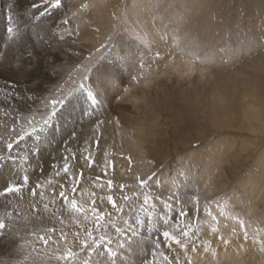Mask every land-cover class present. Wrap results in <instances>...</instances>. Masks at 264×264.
Returning <instances> with one entry per match:
<instances>
[{"label":"rangeland","instance_id":"rangeland-1","mask_svg":"<svg viewBox=\"0 0 264 264\" xmlns=\"http://www.w3.org/2000/svg\"><path fill=\"white\" fill-rule=\"evenodd\" d=\"M10 3L0 0V81L23 92L0 104V193L9 184L20 191L0 194V264H126V257L128 264H171L163 258L170 262L175 251L198 264L211 233L234 252L225 256L213 240L208 264H264V0H62L38 20L32 14L44 10L41 0H19L12 9ZM81 17L89 35H81ZM47 18L53 37L40 43L37 30ZM68 36L71 62L52 55ZM125 46L126 64L119 52ZM28 51L42 58L33 57L32 67L25 65ZM167 52L191 65L188 72L166 66ZM102 60L117 63V77L99 74ZM98 77L112 80L104 83L113 86L109 94ZM61 98L65 103L42 124L51 100ZM108 115L125 134L123 146H100ZM59 156L75 171L59 169ZM61 191L88 209L95 199L105 219L98 226L89 212L85 220ZM186 222L203 224L210 236L165 245L162 228ZM88 232L92 248L82 243L92 244ZM129 244L138 258L120 251Z\"/></svg>","mask_w":264,"mask_h":264},{"label":"bare ground","instance_id":"bare-ground-1","mask_svg":"<svg viewBox=\"0 0 264 264\" xmlns=\"http://www.w3.org/2000/svg\"><path fill=\"white\" fill-rule=\"evenodd\" d=\"M78 3V2H77ZM74 4V3H73ZM140 4H142V3H140ZM146 4V3H145ZM75 5H76V3H75ZM249 5V4H248ZM142 7V6H141ZM132 8V7H131ZM136 9H138V7L136 6ZM138 10H140V9H138ZM145 11V10H144ZM144 11H143V13H144ZM148 11V10H147ZM52 13H54V10H52ZM257 14V13H256ZM258 15V14H257ZM141 16H142V19H146L145 17H144V14H142L141 13ZM79 17V16H78ZM82 17H83V15H82ZM82 17L81 18H79V22H80V26H82L83 27V25H85L86 26V31L82 34V32H81V35L83 36V35H86V34H90V27L86 24V23H84V21H82ZM85 17V16H84ZM182 18V17H181ZM77 19V18H76ZM172 19H173V17H172ZM183 19V18H182ZM86 22V21H85ZM50 25H51V21L50 20H48V18L46 19V22H45V24L43 25V26H41L38 30H37V28H36V30H37V33H38V41L40 42V43H43L44 42V40L47 42V39L49 38L50 39V37H53V34L51 33V31H50V29L52 28H50ZM157 26V25H156ZM156 26L154 27V28H156ZM146 29H149V26L147 25V26H144ZM169 30V29H168ZM155 31H156V29H155ZM52 32H54V31H52ZM162 32V31H161ZM148 33H150L151 34V31L149 30L148 31ZM162 33H164V32H162ZM71 37H72V34H71ZM69 38V36L68 37H65L64 39H63V41L62 42H57L58 44L53 48V51H52V55H53V52H55L56 51V55H60L61 57H62V59H66V61H69V62H71V60L72 59H75V57L76 56H74V53L73 52H67L66 50H65V48L66 47H68V46H70L71 45V42H70V39H68ZM121 39H122V36H120L119 38H118V42L120 41L121 42ZM85 41L87 42V44L89 45V41H91V39H90V36H88V38H86L85 39ZM156 42H158L159 43V40H155ZM38 42V43H39ZM45 42V43H46ZM127 45V44H126ZM127 46H129L130 47V45H127ZM127 46H125V48H124V50H120L119 52H120V55H122V59H124V61H125V64H126V62L128 63L129 61H126L127 60V55L129 54V52H130V49L127 47ZM44 48V47H43ZM78 48V47H77ZM121 48V47H120ZM55 50V51H54ZM70 50V49H69ZM119 50V47H114L113 48V51L111 52V55L112 54H116V52ZM42 51V50H41ZM50 54H51V52H49ZM117 55V54H116ZM164 56H165V63H166V66H168V67H170L171 69H174L176 72H178V73H182L183 71H187V70H189V67H191V65H188V64H186L183 60H180L179 58H177L176 57V55H174L173 53H171V52H167V53H164ZM263 59H264V57H263ZM123 62V61H122ZM126 66V65H125ZM118 67V65H117V63H115V62H108V61H105V60H102V62L100 63V66H99V64L97 65V67H96V69H100V71H99V74H101V73H104V72H106L107 74H109V75H111L112 77H117V75H118V72H117V70H116V68ZM137 67V66H136ZM121 68V67H120ZM95 69V70H96ZM133 69V73H135L134 72V66H131L130 67V72H131V70ZM137 69V68H136ZM140 69V68H139ZM196 70H199L200 71V69H199V67H198V69H196ZM139 71V70H138ZM191 71V70H190ZM202 71V70H201ZM201 71H200V73H201ZM188 72V71H187ZM186 72V73H187ZM125 73V72H124ZM199 73V74H200ZM120 74H121V72H120ZM129 75V74H128ZM125 76V75H124ZM188 76V75H187ZM200 76H201V74H200ZM103 79H105L104 77H98L97 78V82H100V84L102 85V88H103V90H105L106 91V94H109L110 93V89H113V86L110 88V87H108V86H106L104 83H107L108 85H111L112 83H111V81L112 80H107V81H103V82H101V80H103ZM96 80V79H95ZM141 81H140V83L143 85V86H146L147 85V82L146 83H144V79H140ZM17 81V80H16ZM117 81V80H116ZM114 82V81H113ZM144 83V84H143ZM0 86H1V88H2V90L0 89V104L1 105H3V106H6V105H4L3 103H2V100L4 99V96H6V97H8V96H11V97H14V96H16V95H18V96H21L22 95V89H15L14 91H12V88H10L9 89V85H8V83H4V82H1L0 81ZM113 91V90H112ZM133 91V90H132ZM146 91V90H145ZM9 93H10V95H9ZM133 93V92H132ZM105 94V95H106ZM107 96V95H106ZM110 97V96H109ZM127 98V97H126ZM112 101V100H111ZM28 102H26V101H24V99H22V100H20L19 101V104H27ZM119 103H120V101H119ZM123 105V104H122ZM120 107V106H119ZM73 110V109H72ZM123 110V109H122ZM144 114H145V112H144ZM123 116V115H122ZM87 118V117H86ZM131 119H133V118H131ZM87 122H88V120L85 122L86 124H87ZM105 122V121H104ZM135 123V122H134ZM90 125V124H89ZM73 126V125H72ZM96 126V125H95ZM85 127H86V125H85ZM88 127H90V126H88ZM92 132V131H91ZM99 132L101 133V135H100V139L99 140H101L100 142V146L101 147H105V146H109V148H110V146H117L119 143H121L122 144V146H123V142L124 141H122L121 139H123V135H125V134H123V130H122V132L120 131V129L117 127V125L114 123V121H113V118H111V116L110 115H108L107 116V119H106V122L105 123H103L102 124V128L99 130ZM125 132V131H124ZM121 133H122V136H121ZM126 135H127V133H126ZM44 138V137H43ZM98 138V137H97ZM125 138V137H124ZM138 139V138H137ZM39 142V141H38ZM125 143H128L127 144V147L129 148V146L131 145V142H129V140H126V142ZM49 146V145H48ZM119 146V145H118ZM100 147V148H101ZM106 148V147H105ZM125 148V147H124ZM127 148V149H128ZM128 150H130V149H128ZM126 151V150H125ZM130 151H133V149L132 150H130ZM63 155V154H62ZM79 157H80V155H79ZM78 158V157H77ZM81 158V157H80ZM41 160V159H40ZM56 160H58V162H59V169L61 168V167H63L64 165H65V162H64V159L62 158V156H59L58 158H56ZM79 161V163L77 164V167H80L81 168V166L80 165H82V161L81 160H78ZM83 162H85V161H83ZM57 164V163H56ZM84 164V163H83ZM51 166H53V165H49V168H48V165H47V167H46V170H51V169H53V167H51ZM69 169H70V171H75V168L73 167L72 169H71V167H69ZM63 172V171H62ZM69 172V171H68ZM72 172V173H73ZM57 174H59V173H57ZM62 174V173H61ZM61 174H59V176H61ZM75 175H76V173H75ZM75 175H73V176H75ZM63 176V175H62ZM66 177H69V176H66ZM76 177V176H75ZM92 178V177H91ZM59 180V179H58ZM61 180V179H60ZM59 180V181H60ZM63 180V179H62ZM74 181H76V180H74ZM96 181V180H95ZM68 182V181H67ZM70 182V181H69ZM86 182H89V180H87ZM89 183H92V182H89ZM55 184V183H54ZM57 184V183H56ZM56 186V185H55ZM255 191V190H254ZM87 192H89V191H87ZM24 200H26V199H24ZM61 201V200H60ZM26 202V201H25ZM84 202V201H83ZM57 203V202H56ZM61 203H63L62 201H61ZM65 203V202H64ZM82 203V202H81ZM102 204H105V202L103 201L102 202ZM60 205V204H59ZM68 205V204H67ZM67 205H62L61 204V207L60 208H62V210L65 212V214L68 212V210H69V208H68V206ZM15 206V205H14ZM58 206V205H57ZM102 206V205H101ZM5 207V206H4ZM24 208V207H23ZM16 210V209H15ZM61 210V211H62ZM63 217H64V214H63ZM154 222H155V220H154ZM175 223H176V220L174 221ZM157 224V223H156ZM162 224V223H161ZM186 226L185 227H180V226H178V224H176V225H174V226H172V225H166V227H164V228H162V231L164 232V231H169L170 232V234L171 235H174V236H176L177 238H179V239H181V241H182V244L183 243H188L189 241H190V239H192L193 237H197L198 239H203V237H204V235H209V233L208 234H206V231L205 230H208L209 228L208 227H206V226H204L203 224H199L198 222H197V224H193V223H189V222H186ZM158 225H160L159 223H158ZM163 225V224H162ZM205 228V229H204ZM208 228V229H207ZM228 228V227H227ZM185 229H187V230H185ZM226 229V228H225ZM185 231H187L188 233H189V235L191 236V238H185L184 236H183V232H185ZM212 232V231H211ZM224 233V232H223ZM161 234H163V233H161ZM215 234V233H214ZM217 234V233H216ZM220 234H222L221 233V231H220ZM226 235V234H225ZM159 236H160V234H159ZM207 236H205V237H207ZM210 236V235H209ZM218 236V235H217ZM216 236H214L213 237V233H211V238L209 239V242H207L206 241V245L207 246H205V248H203V250H204V252L205 253H207V254H205V256H204V259L202 258V256H198V257H196V259H197V263L198 264H208V263H213L212 261H211V259L215 256V255H213V245L215 244L216 246L218 245V247H220V250L222 251V252H224V254H226L225 256H228L229 258H232V255H233V252L234 251H232L231 249V247H230V245H229V243H227L226 242V240H223V239H220L219 238V236H218V238L216 237ZM224 237V236H223ZM230 237H232V236H230ZM161 238H162V240H163V242L165 243V245H169L170 243H171V241H166L165 240V238L163 237V235H161ZM196 240V239H195ZM213 240H214V244H213ZM204 241V240H203ZM228 241V240H227ZM172 242H174V241H172ZM229 242V241H228ZM232 242H233V240H232ZM193 243V242H192ZM231 243V242H230ZM233 243H235V242H233ZM140 244V243H139ZM138 244V245H139ZM200 244V243H199ZM203 244V243H202ZM241 244V243H240ZM131 245L132 244H129L128 246H126L125 247V249L124 250H120L124 255H126V253L127 254H129V252H130V254H131V256H134L135 258L137 257L138 258V256H139V254H141L140 252H139V250L137 249V248H135L134 250H131V249H129L130 247H131ZM177 245H180L181 246V244H177ZM205 245V244H204ZM141 246V245H140ZM203 246V245H202ZM216 246H214V247H216ZM169 247V246H168ZM189 247V246H188ZM217 247V248H218ZM199 249H201V248H199L198 247V251H199ZM128 250H129V252H128ZM187 250H188V248H187ZM196 250V249H195ZM141 251V250H140ZM143 251V250H142ZM138 252V253H137ZM176 252V256H174L173 258H169L168 260H170V262H166V263H171V264H191L190 262H188L187 260V258H185V257H183L180 253H178L177 251H175ZM192 252H194V251H192ZM218 252V251H217ZM122 253H120L121 255H123ZM221 254V253H220ZM149 256V255H148ZM187 257H189L188 255H187ZM193 258V257H192ZM128 258L126 257V259H125V261H126V264H128V260H127ZM129 259H131V258H129ZM193 260V259H192ZM234 260V259H233Z\"/></svg>","mask_w":264,"mask_h":264},{"label":"snow or ice","instance_id":"snow-or-ice-1","mask_svg":"<svg viewBox=\"0 0 264 264\" xmlns=\"http://www.w3.org/2000/svg\"><path fill=\"white\" fill-rule=\"evenodd\" d=\"M41 4H42V5H45L44 10H43V11H39V15H38V16H37L36 13L34 12V13L32 14V18H33V19H37V20H38V19H40V17H44V16H46V14H47L49 11L54 10V9H58V8L61 6V4H62V0H41ZM14 6H15V7H19V0H13V3H10V4L8 5V7H9L10 9H12ZM30 7L33 8V9H38V5H37L36 3H32V4L30 5ZM8 32H9V33L13 32V29H12L11 27H9V28H8ZM26 51H27V50H26ZM33 57H40V56H39V53H36V52H34V51H28V52H27V58H26V60H25V65H26V67H32L31 61H32ZM41 59H42V58L40 57V60H41ZM37 65H39V64H37ZM34 70H35V69L32 68V71H34ZM29 75L32 76V73L29 72ZM88 96H89V99L92 101L93 104H96V103L98 102L97 99H96V97H95L91 92L88 93ZM61 103H65V100H63V98H61V99H59V100H57V99H52V100H51V112L47 115L46 118H44V119L41 121L42 124L46 125V124L48 123V121L51 120L53 116H55V114H56V106H57L58 104H61ZM30 127L32 128V133H35V131H36V129H35V124H31ZM37 139H39V138L37 137ZM36 147L39 148V145H36ZM7 148H8V149H12V148H13V143L9 142V143L7 144ZM65 165H66V166L64 167V172H65V173H68V171H69V165H67V162H65ZM28 180H29V177H28L27 175L23 176V182H24V184H27V183H28ZM141 186L144 187V183H143V182H141ZM107 188H108L109 190L112 189V181H110V180L107 181ZM19 191H20V188H19L18 186L14 185V184H9V185H7V186L5 187L4 191H3L2 193H0V194L5 195V194H7V193H15V192H19ZM72 191H73V193H74V192L76 191V188L73 187V188H72ZM34 194H35V193H34ZM59 196H60L62 199L65 200V203L70 204L71 209H72L74 212L83 214L85 220L89 219V215H88L89 212L91 213V216L95 218V221H94V222H95L98 226L100 225V222L103 221V220L105 219V213H103L102 211L98 210L97 201H96L95 199H93V200L91 201V203H92L93 206H92L90 209H88V208H85V207H84L83 205H81L80 203H78V201H77L75 198H72V199L69 200L68 197H67V194H66L64 191H61V192L59 193ZM99 199H100V200H103L104 197H100ZM106 199H107V202H108L109 204H111L113 208H115V209H119V208L117 207L116 201L114 200L113 196H107ZM149 199H150L149 195L146 194V195L144 196V205H148V203H149ZM165 207H166V208H169V210H171L170 205L165 204ZM144 210H146L145 212H147V209H146V208H145ZM180 214L183 215L184 213L181 212ZM163 222H164V224H167V223H168V218H167L166 215H165V217L163 218ZM4 226H5V225H4L2 222H0V228H3ZM87 236H88L89 238L92 239V244H89L87 239L84 240L82 243H83V245H85L87 248H92V247H93V244H95V242H96L95 239L92 238V232H88V233H87ZM183 236H184L185 238H191V236L189 235V233H188L187 231L183 232ZM163 237L165 238L166 241H174L176 244H181V243H182L181 239L177 238V237L174 236V235H171L169 231H164V232H163ZM41 239H42L45 243L48 242V238H47V237H41ZM100 239H103V237H100ZM118 246H119V244H118ZM185 246H186V245H185ZM68 255L71 256L72 253L69 252ZM163 259H164L165 262H168L166 257H164ZM84 264H89V262H88V261H85Z\"/></svg>","mask_w":264,"mask_h":264}]
</instances>
